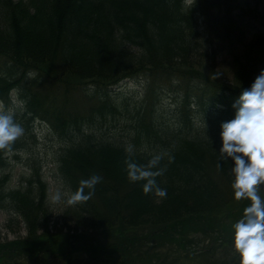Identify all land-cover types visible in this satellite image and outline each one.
Segmentation results:
<instances>
[{"label": "trees", "instance_id": "obj_1", "mask_svg": "<svg viewBox=\"0 0 264 264\" xmlns=\"http://www.w3.org/2000/svg\"><path fill=\"white\" fill-rule=\"evenodd\" d=\"M248 6L244 0H196L191 7L183 0H0V57L11 61L10 72L38 74L25 91L10 81L9 70L3 80L21 92L29 115L67 142L53 161L56 180L69 193H90L53 215L42 166L27 186L10 185L0 149V209L24 218L30 231L25 240L0 243V258L14 264H138L132 258L136 238L124 247L121 242L122 247H98L96 234L115 231L128 238L129 229L151 227L155 241L175 240L176 235L183 238L194 219L221 214L217 232L224 246L210 252L220 253L221 264H240L231 225L250 200L234 196L232 164L220 157L219 132L221 121L234 116V100L264 69V34L250 35ZM207 42L221 43L218 57L228 65L227 88L197 77L191 94L188 79L204 74V68L215 71L209 59L217 57ZM154 74L161 77L158 86ZM43 75L66 86L73 81L62 76L91 81L95 91L89 100L98 94L92 109L100 117L125 107L112 88L126 78L145 77L154 92L151 98L172 82H181L182 91L163 89L176 94V100L170 106L161 103L159 110L156 103L144 107L134 98L127 100L138 112L126 124L128 134L109 129L86 135L93 122L91 106L71 112L51 94L44 95L35 88L41 78L46 82ZM31 164L29 159L26 165ZM144 171L152 175L142 177ZM93 177L99 179L83 183ZM150 179L155 184L146 192ZM157 187L166 195H158ZM259 190L264 196V186Z\"/></svg>", "mask_w": 264, "mask_h": 264}, {"label": "rangeland", "instance_id": "obj_2", "mask_svg": "<svg viewBox=\"0 0 264 264\" xmlns=\"http://www.w3.org/2000/svg\"><path fill=\"white\" fill-rule=\"evenodd\" d=\"M249 3L250 9L246 7L247 12V18L251 24L252 32H256L258 29L264 30V0H244ZM212 55L216 56L217 58L214 59L213 57L210 58L212 62L210 63L215 67V71L212 69H209L208 72H206L207 68H204V74H199V76H194V78L188 79L189 84L191 86V94H194L195 88H196V81L198 80L197 77L204 79V76L207 80L210 79L211 84H215L216 86H222L227 88L226 79L229 78L227 75L228 70H226V67H228L227 64L222 61L221 57H218L219 50L221 48V43L213 46L210 44V42H207ZM215 61V62H214ZM4 61H0V66L3 67ZM261 66V63L258 64L257 67L254 69H259ZM181 72V70H179ZM11 74H14L16 77V80H18V83H21L22 85L31 82V78L29 77L25 80L24 75L21 74L19 76L18 74H15L13 71H11ZM154 76L157 78V85L162 83L161 77L154 74ZM63 79L73 81V83L79 82L80 80L78 78L70 77V76H62ZM206 80V81H207ZM173 85H170L169 83L167 85H163L158 87V93L157 97L156 95H153V100L149 93H154L153 90L151 91V88H149L148 94L147 89L143 90V84H138V81L131 80L128 81L125 84H121L118 88L115 90L118 92L119 96H123L124 99H129V97L132 96L135 90H138L140 94L142 93V97L140 98L141 104L145 107V103L150 102L151 104H155V108H160L161 103L165 102L167 105H172L176 100V94L169 95L166 94V92H163V89L171 90L175 93H180L182 91L181 82H172ZM20 84V85H21ZM229 85V84H228ZM155 86V87H156ZM231 86V85H229ZM27 89V87H23ZM41 89L45 94H50L55 99L58 104H64L68 110L76 111L75 104L80 102L81 100L86 101L87 104L91 106V113L93 117V122L90 125V127L96 131H108L111 129V131L116 132L117 134H128L129 133V127L126 126V124H129L133 118L138 117V112L135 109L136 105H131L129 101L125 102L124 108H117L111 112H116L114 115H109L106 119L105 117H100L101 115L97 113L92 108L98 105V96L97 94L91 98V100H88L85 98V94H81L80 92H62L59 89L51 90L48 88V84H44ZM147 94V95H146ZM13 100L16 101V98L13 94ZM190 101V100H189ZM11 106V104H9ZM0 108L3 110H8V106L5 104H1ZM152 108V107H151ZM10 110L14 112L15 119L18 123H20L24 127V133L18 137L14 144L19 145V147L22 148L21 153L23 154V157H25L24 154H28L30 156H38L37 158L43 160L46 164H48L49 160L53 157V155L56 153V151L60 148L61 143L59 139L52 138L49 133L46 130H41L38 134V144L34 140V137L31 134L30 130V121L27 120L24 117V114L21 112L20 107L18 105H12ZM158 112V111H157ZM156 112V113H157ZM160 116V113H157V117ZM172 117V116H169ZM172 119V118H171ZM101 128V129H100ZM15 148V146L13 145ZM42 161V162H43ZM19 164H17L13 169L14 174V180H16L19 175L24 171H26L25 164L22 160L16 161ZM15 163V162H14ZM53 164L51 161V164L47 165L45 167V172H47L48 175V182L50 183L51 190H50V196L52 197L59 192L61 194V199L59 201L54 202L53 204L56 207V210L58 208H61V203L64 194L63 188L61 187V183L55 179V177H52L48 174L47 168H52ZM10 175L12 176L11 170ZM224 215H213V216H205L202 218H198L197 220H193L187 230V233L184 238H180L179 235H176L174 238L175 240H171L168 238L160 239L159 241H155L151 234H153L154 230L150 229L149 227H146L145 229H138V230H131L128 232L127 236H136L133 238H136L137 246L132 254V258H134L138 264H209L210 262L214 264H221L220 259L221 255L220 253L211 252L208 255H198L199 253L192 252L191 250H196L198 248H201L200 252L205 250L207 247H209L213 240L212 238H216V236L212 235L211 233L206 231V224L205 222L211 221L214 219H221ZM8 214L0 211V227L4 234L7 232L9 233L10 238H13L18 233H23L26 235V231L24 228V225L22 222L19 223V220H16L14 224L11 225L10 228L6 229L7 226V219ZM178 234V233H177ZM225 237L227 234L224 235ZM145 237V238H144ZM151 237V238H150ZM230 237V236H229ZM96 238L99 240L101 244H94L98 245V247H108L113 245H117L119 247H122L119 245V242H121V245L123 247L128 242V238H122L117 233H110V232H101L96 234ZM144 238V239H141ZM148 238V239H147ZM178 238V239H176ZM140 239V240H139ZM211 240V241H210ZM172 241H176V243H171ZM183 243L185 247H181L178 243ZM215 242L219 243L218 239H215ZM216 245V244H215Z\"/></svg>", "mask_w": 264, "mask_h": 264}, {"label": "clouds", "instance_id": "obj_3", "mask_svg": "<svg viewBox=\"0 0 264 264\" xmlns=\"http://www.w3.org/2000/svg\"><path fill=\"white\" fill-rule=\"evenodd\" d=\"M234 116L221 121L219 154L231 161L232 181L236 199L250 200L241 214L231 225L232 244L239 254L240 264H264V196L260 187L264 186V69H261L250 87L243 88L234 100ZM24 133V127L15 119L12 110L0 109V149L10 148L12 142ZM136 179V173H131ZM142 177L152 173L144 171ZM99 177H93L85 184H92ZM154 180H148L145 191H150ZM160 196L166 189L157 187ZM90 193L77 190L68 196L67 202L76 203L87 199ZM53 201H59L57 192Z\"/></svg>", "mask_w": 264, "mask_h": 264}]
</instances>
